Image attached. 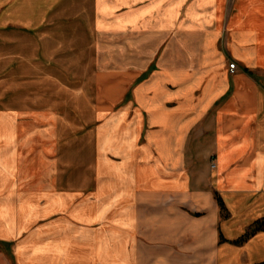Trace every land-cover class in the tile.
I'll return each instance as SVG.
<instances>
[{
	"label": "crops",
	"instance_id": "0c3cea01",
	"mask_svg": "<svg viewBox=\"0 0 264 264\" xmlns=\"http://www.w3.org/2000/svg\"><path fill=\"white\" fill-rule=\"evenodd\" d=\"M119 1L53 47L0 0V264H263L264 230L234 243L264 223V0ZM60 80L91 83L55 100L101 122L98 171L49 151Z\"/></svg>",
	"mask_w": 264,
	"mask_h": 264
},
{
	"label": "rangeland",
	"instance_id": "374dc122",
	"mask_svg": "<svg viewBox=\"0 0 264 264\" xmlns=\"http://www.w3.org/2000/svg\"><path fill=\"white\" fill-rule=\"evenodd\" d=\"M108 1L112 3L115 2V0ZM116 1L120 2L119 0ZM118 2L116 6H111L114 4L108 5L106 3V15L115 13L114 15H116V17L120 16L123 8L122 5H120ZM1 4L2 3H0V5ZM28 4L29 5H27L25 10L31 13V19L27 24L31 26V30H34L33 32L39 33V29H43L44 32H42V37L46 35V33H49L48 37L51 44H54L55 42V38L50 37L53 35L54 30L55 32L57 30L59 32H61V30H63V32H70L69 37L71 39L69 38L67 43L73 44L75 43V41H73L76 40L75 38H79V40L82 42L83 39H81L80 34H83L85 32L84 34L89 39V41H86V43L92 44V36L90 32L93 27V0H29ZM110 6V9L112 11L109 10ZM185 8L186 7H184V10ZM41 17H44V19ZM84 27H87L90 32L87 28V30H85ZM74 31H77L78 34H71ZM36 37L40 38L41 36L39 37L37 35ZM32 44L33 46H35L34 43ZM73 44L69 45L72 46ZM76 44L77 43H75L74 46ZM56 45L57 44L55 43L53 47H55ZM58 45L60 46V44ZM47 52L49 54H54L53 52L55 51L51 50ZM51 57H54V55ZM69 76L70 75L64 76V79L69 78ZM37 85L39 84H30L29 91L32 95L36 94V92L40 90L39 88L35 87ZM83 88L86 89V91H88L89 89L91 90V83L85 82L84 84H82L81 82H67L60 80L59 83H49L46 87V92L49 96L47 102L52 101V103L54 104V102L57 101V103L62 104V106L57 109V112L61 114L68 123L67 125H63V128H61L62 130H58L59 134L57 133V140L60 141V143H58V146L55 149L54 146H49V151L52 154L53 152H57L60 156L59 159H62L61 162L57 161L58 170L61 169L76 173L79 171H98V162L93 164V161L88 162V159H91L90 153L92 152V150H94V146H96L97 148V128L101 126V122H98V120L97 122L92 120L91 111L89 110L88 105L86 106V104L85 106L82 105L79 110H74L69 108L71 99L68 100L67 96L63 95L61 97L58 95V98L55 100L56 93L62 91L80 92L81 90H83ZM44 90L45 88L42 87L41 91L43 92ZM51 95L53 96V98L50 97ZM78 102L79 101L77 100V103ZM74 104H76V100H74ZM50 144H52V141H50ZM100 169L108 170V166L104 165V167H100Z\"/></svg>",
	"mask_w": 264,
	"mask_h": 264
},
{
	"label": "trees",
	"instance_id": "16d2710c",
	"mask_svg": "<svg viewBox=\"0 0 264 264\" xmlns=\"http://www.w3.org/2000/svg\"><path fill=\"white\" fill-rule=\"evenodd\" d=\"M215 198H216V201L218 203L220 210L223 211L224 206H223L221 199L217 195H215ZM263 230H264V223L259 222V223L254 224L250 229H248L246 234L241 239H239L238 241L234 243V245H237V246L243 245L249 238L255 235V233L259 231H263Z\"/></svg>",
	"mask_w": 264,
	"mask_h": 264
},
{
	"label": "built area",
	"instance_id": "2783aa9c",
	"mask_svg": "<svg viewBox=\"0 0 264 264\" xmlns=\"http://www.w3.org/2000/svg\"><path fill=\"white\" fill-rule=\"evenodd\" d=\"M236 70V65L234 63L229 64V71L233 74Z\"/></svg>",
	"mask_w": 264,
	"mask_h": 264
}]
</instances>
